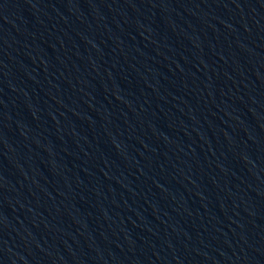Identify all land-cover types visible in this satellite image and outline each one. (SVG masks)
Masks as SVG:
<instances>
[{"label": "water", "instance_id": "water-1", "mask_svg": "<svg viewBox=\"0 0 264 264\" xmlns=\"http://www.w3.org/2000/svg\"><path fill=\"white\" fill-rule=\"evenodd\" d=\"M0 264H264V0H0Z\"/></svg>", "mask_w": 264, "mask_h": 264}]
</instances>
